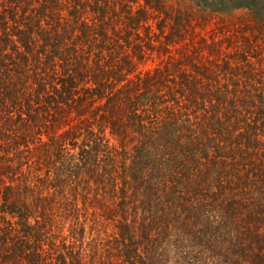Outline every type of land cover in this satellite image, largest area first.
<instances>
[{"label": "trees", "instance_id": "16d2710c", "mask_svg": "<svg viewBox=\"0 0 264 264\" xmlns=\"http://www.w3.org/2000/svg\"><path fill=\"white\" fill-rule=\"evenodd\" d=\"M245 6L255 27L226 51L166 0H0V264H143L149 185L206 195L227 150L251 189L222 203L228 244L264 264V13Z\"/></svg>", "mask_w": 264, "mask_h": 264}, {"label": "rangeland", "instance_id": "374dc122", "mask_svg": "<svg viewBox=\"0 0 264 264\" xmlns=\"http://www.w3.org/2000/svg\"><path fill=\"white\" fill-rule=\"evenodd\" d=\"M166 3L168 6L184 8L192 13L191 28L196 35H188L187 32L186 38L189 41L193 36L196 40L202 36L209 42L216 41V45L226 51H231V49H226L228 36L233 34L232 38L239 44L241 42L239 30H245V24L253 26V29L255 27L256 18L253 17V12L245 6L249 0H198L197 4L192 0H166ZM255 4L257 13H264V0H255ZM217 7L223 10L216 11ZM245 34L249 36L250 31H245ZM174 51L170 52L173 56ZM157 63L158 59L155 57L153 61L143 64V69L153 67ZM196 113L199 112L196 111ZM189 121L193 131L195 127L199 130V125L193 116L189 118ZM223 143H220V154L224 152ZM201 150L204 154L210 152L208 147L201 148ZM224 156H226V161L216 164V168L209 165L218 171V175L213 180L208 177L209 185L206 188V195H203L204 190L198 192V185L197 187L195 185V191H192L193 184L190 181L189 186L187 183L183 186L177 180L172 181L173 185L170 186V180L162 176L154 179V182L149 185L152 193L154 192L155 201L146 207L149 211L143 209L140 204L143 217H138L143 220V242L139 248L143 264H238V258L231 252L228 241L231 238V225L241 216L240 211L237 213L234 208L236 203H232L229 211H227L228 206L223 209L222 203L227 200L237 202L244 198L248 200L250 193H245L251 189L247 187L245 191L239 190L241 169L237 170L238 166L231 164L228 150ZM190 169L192 168H189L187 174ZM235 174L238 175L236 180L233 178ZM164 179L168 180L166 184ZM200 184L205 187L207 183L201 180ZM218 187L221 195L217 201L221 202H216L211 194L209 195ZM190 200L200 213H196L195 210L189 211ZM134 211L137 213L136 209ZM194 212L197 216H192L191 213ZM225 212H228V215ZM215 225L216 228H211ZM105 228L110 231L113 225L108 224ZM221 229L224 231L223 235L218 233ZM97 235L105 236L103 226L97 227L95 236ZM236 248H238L237 245L233 248L234 253L239 251Z\"/></svg>", "mask_w": 264, "mask_h": 264}]
</instances>
